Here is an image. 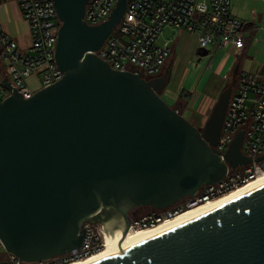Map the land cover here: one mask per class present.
I'll return each mask as SVG.
<instances>
[{"label": "water", "instance_id": "95a60500", "mask_svg": "<svg viewBox=\"0 0 264 264\" xmlns=\"http://www.w3.org/2000/svg\"><path fill=\"white\" fill-rule=\"evenodd\" d=\"M51 1L63 78L26 101L1 83L9 95L0 102V240L23 263L79 249L85 224L123 239L132 210H165L222 181L228 167L251 164L243 131L225 153L214 149L239 65L198 129L161 98L170 68L147 78L95 54L128 0L96 26L83 21L87 0ZM93 264H264V183Z\"/></svg>", "mask_w": 264, "mask_h": 264}, {"label": "built area", "instance_id": "2783aa9c", "mask_svg": "<svg viewBox=\"0 0 264 264\" xmlns=\"http://www.w3.org/2000/svg\"><path fill=\"white\" fill-rule=\"evenodd\" d=\"M22 20L28 26L30 44L25 52L19 50L0 26V63L3 79L22 97L30 99L37 91L57 83L63 73L55 62V46L60 26L51 0H16ZM117 0H87L83 21L89 26L104 22ZM261 2L264 0H252ZM231 0H128L123 19L101 49L95 54L116 71L138 70L151 78L162 73L169 56L168 45L157 39L165 27L194 34L199 50L216 46L220 51L239 53L245 46L243 22L230 11ZM264 31V10L262 19ZM0 81V102L9 93ZM222 128L214 149L225 153L234 137L243 131L242 156L250 165L227 168L225 178L216 185L204 186L194 197L165 210L152 213L129 226V230L148 229L171 219L198 204L213 201L226 193L264 175V73L240 71L236 77ZM85 237L79 249L38 263H23L7 253L0 240V262L9 264H71L97 253L103 246V230L83 225Z\"/></svg>", "mask_w": 264, "mask_h": 264}, {"label": "crops", "instance_id": "0c3cea01", "mask_svg": "<svg viewBox=\"0 0 264 264\" xmlns=\"http://www.w3.org/2000/svg\"><path fill=\"white\" fill-rule=\"evenodd\" d=\"M207 2V0H204ZM264 6L261 2L252 0H231L230 11L234 18L244 23L245 46L239 53L230 50L220 51L216 46H210L206 55L201 56L197 38L194 34L183 30L165 27L160 33L157 42L159 45L167 44L170 49L169 59L163 68H170L168 82L161 93V98L170 107L179 106L183 117L198 128H202L208 119L213 105L220 92L231 83V75L236 65H239L237 74L246 71L253 74H263L264 64L252 63L245 60L252 43H256L258 36L264 35L262 27ZM0 26L5 34L13 39L19 50L25 52L30 44L27 24L22 20L16 0H0ZM179 49L185 50L189 57L195 56L208 60L206 67H190L185 70L187 81L192 78V84L187 89L185 85L179 89ZM178 52V53H177ZM186 55V54H185ZM191 64L194 62L190 61ZM0 63V81L3 79ZM161 73V74H162ZM192 74V75H191ZM191 76V77H190ZM176 78L172 82V78ZM237 77V75H236ZM175 82L177 84L175 85ZM236 83V80H235ZM235 87V85H234ZM233 87V89H234Z\"/></svg>", "mask_w": 264, "mask_h": 264}, {"label": "bare ground", "instance_id": "6f19581e", "mask_svg": "<svg viewBox=\"0 0 264 264\" xmlns=\"http://www.w3.org/2000/svg\"><path fill=\"white\" fill-rule=\"evenodd\" d=\"M264 183V175L258 176L256 179L249 181L247 184L237 187L236 189L230 191L229 193L224 194L223 196L206 203L198 204L190 209H187L180 214L172 217L171 219H166L159 222L154 227L148 229H136L127 231L123 239L118 238L115 233H112L109 229H104L103 231V246L100 251L94 253L83 260H78L72 262L71 264H93L99 260H102L106 257L116 255L117 253L128 249L136 243H140L148 238L160 234L166 230H169L175 226H178L182 223H185L191 219H194L198 216L204 215L207 212H210L214 209H217L225 203H229L236 198H238L245 191L252 189L259 184Z\"/></svg>", "mask_w": 264, "mask_h": 264}, {"label": "rangeland", "instance_id": "374dc122", "mask_svg": "<svg viewBox=\"0 0 264 264\" xmlns=\"http://www.w3.org/2000/svg\"><path fill=\"white\" fill-rule=\"evenodd\" d=\"M194 53H198L197 55L201 54L198 50ZM195 54L193 55V57H189L185 50L179 49V89L182 85H185L184 88L187 89L189 87V84H192V78L187 81L185 77L186 68L190 67V65H192L193 67H206L208 60L197 58ZM245 60H248L252 63L264 64V35L260 37L258 36L257 42L251 44ZM190 61H193L194 64H191ZM175 79L176 78L173 77L172 82ZM176 84L177 82H175V85ZM185 119L188 120V116H185ZM128 216L130 225H132L134 222H138L139 219H142L143 217L147 216V214L144 212V208H137L132 210V212H129ZM91 227L93 228V230L97 229L104 231L103 227L99 224H91Z\"/></svg>", "mask_w": 264, "mask_h": 264}, {"label": "flooded vegetation", "instance_id": "af4514ba", "mask_svg": "<svg viewBox=\"0 0 264 264\" xmlns=\"http://www.w3.org/2000/svg\"><path fill=\"white\" fill-rule=\"evenodd\" d=\"M161 75V74H160ZM159 76V75H158ZM156 77V76H155ZM234 85H236L235 83H234ZM196 128H198V127H196ZM198 129H200V128H198ZM144 212L146 213V214H149V213H152V209H150V208H144ZM127 221H128V225L130 226V221H129V216H127ZM110 231H111V229H109Z\"/></svg>", "mask_w": 264, "mask_h": 264}]
</instances>
